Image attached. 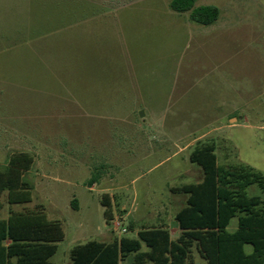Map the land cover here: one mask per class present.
<instances>
[{"label": "rangeland", "instance_id": "obj_1", "mask_svg": "<svg viewBox=\"0 0 264 264\" xmlns=\"http://www.w3.org/2000/svg\"><path fill=\"white\" fill-rule=\"evenodd\" d=\"M172 1L0 0V173L16 166L26 208L61 223L51 264L143 231L177 241L180 191L205 178L198 148L264 174V0H197L221 10L208 27ZM8 195L2 220L24 208ZM188 264H204L196 249Z\"/></svg>", "mask_w": 264, "mask_h": 264}, {"label": "trees", "instance_id": "obj_2", "mask_svg": "<svg viewBox=\"0 0 264 264\" xmlns=\"http://www.w3.org/2000/svg\"><path fill=\"white\" fill-rule=\"evenodd\" d=\"M196 1L173 0L171 9L189 13L190 20L198 25H214L221 10L212 5L195 7ZM20 159L30 157L21 155ZM191 160L202 167L205 178L180 191L189 198L176 216L181 230L177 241L162 229L143 231L137 240L124 238L111 244L92 241L72 251V264H120L132 255L130 264H188L194 249L207 264H264V202L261 196H251L248 191L257 185L264 193V174L244 166H220L209 146L198 148ZM29 163L25 162L26 169L21 170H28L33 162ZM10 169L0 173V211L4 206L1 197L6 192L9 206L24 208L11 211L7 220L0 219V264H51L58 244L65 239L64 229L44 210L26 208L32 202V188L23 187L16 166ZM98 180L99 176H93L88 186ZM73 206L77 208L76 202ZM234 219L238 226L231 232ZM143 244L148 252L142 251ZM247 246L253 248L251 254Z\"/></svg>", "mask_w": 264, "mask_h": 264}, {"label": "crops", "instance_id": "obj_3", "mask_svg": "<svg viewBox=\"0 0 264 264\" xmlns=\"http://www.w3.org/2000/svg\"><path fill=\"white\" fill-rule=\"evenodd\" d=\"M171 9V8H170ZM175 12V11H174ZM177 13V12H176ZM177 14H181V13H177ZM221 17V16H220ZM220 19V18H219ZM202 26V25H201ZM212 26V25H211ZM204 27H206V26H204ZM79 54H81L80 53V47H79ZM83 77V76H82ZM80 78V77H79ZM82 82V81H81ZM93 100L91 99V98H86L85 99V97H80L79 96V103L78 102H76V103H78L79 104V108L81 109V110H92V107H85V105H89V104H93ZM260 171V170H259ZM261 172V171H260ZM237 222V221H236ZM176 225H177V228L175 229V231H176V233L178 234V235H180L181 236V230H180V228H179V224H178V222H176ZM237 230V226H231V232H235ZM172 235H173V233H172ZM180 238V237H179ZM246 251H247V253L248 254H251L252 253V251H253V248L251 247V246H247L246 247ZM199 254V253H198ZM200 255V254H199ZM201 257V256H200ZM201 260H202V262L204 263V264H207V262L204 260V259H202V257H201Z\"/></svg>", "mask_w": 264, "mask_h": 264}, {"label": "water", "instance_id": "obj_4", "mask_svg": "<svg viewBox=\"0 0 264 264\" xmlns=\"http://www.w3.org/2000/svg\"><path fill=\"white\" fill-rule=\"evenodd\" d=\"M143 115V114H142Z\"/></svg>", "mask_w": 264, "mask_h": 264}]
</instances>
